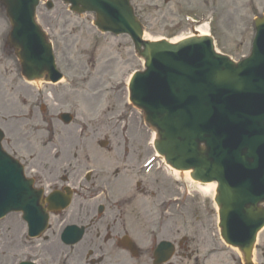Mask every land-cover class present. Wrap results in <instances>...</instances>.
Instances as JSON below:
<instances>
[{"label": "water", "instance_id": "obj_1", "mask_svg": "<svg viewBox=\"0 0 264 264\" xmlns=\"http://www.w3.org/2000/svg\"><path fill=\"white\" fill-rule=\"evenodd\" d=\"M64 1L71 3L72 9L78 12H96V24L101 29L131 35L136 49L146 60L147 66L146 72L140 73L135 80L147 78L152 81L162 74L160 72L164 67L175 68L178 65L179 69L176 73L170 75L173 81L167 80V83H171L170 87L176 89V93L193 98L202 92L204 101L212 95V98H216V103L225 105L221 107L225 115L228 114V110L234 112L237 109L244 110L246 105L251 108L249 105L252 102H260L264 97V40L258 43L255 41L253 56L236 64L215 53L212 39L208 37H191L178 44H170L166 40L145 41L142 24L134 15L129 0ZM0 3L2 8L6 9L12 25L8 44L14 48L20 59L23 74L29 79L59 80L62 75L55 68L51 44L36 22V9L40 0H0ZM51 6L52 3H49V7ZM256 26L264 29V17L257 20ZM203 43L209 50V58L193 59L187 54L183 56L187 58L185 65L177 60L174 62L177 55H183L189 49L193 50ZM51 68L56 73L52 74ZM178 74L181 77L186 75L189 77L183 83L178 81L180 78L174 79ZM233 96L239 100V103L234 108H230L225 103V98ZM207 111L204 123L216 125L214 114H210L209 109ZM200 113V110H194V113L190 112L184 116L196 118ZM163 115L165 116V113ZM253 119L251 124L254 128L247 125L248 131H238L239 135L236 137L242 139L241 143L245 147L229 151L227 155L218 154L224 140L221 138L217 140L211 133H208L209 143L205 137L193 140L198 135L189 134V130L179 133L175 126L166 130L163 123L165 117H159L157 121L159 126L157 148L162 155H166L168 163L177 169L193 168L197 164L198 170L192 172L194 179L208 181L203 178V170L207 168L211 172L210 179L218 178L221 181L216 201L220 207L222 234L226 242L239 247L247 259L252 255L258 230L264 226V207L261 205L264 203V196L258 195L254 185L255 183L264 185V113ZM146 120L151 123L148 117ZM214 140L217 142L214 143ZM227 158L235 159L238 169L229 173L218 171L217 177V172L214 171L216 165L223 163ZM187 159H191L195 164L187 165ZM258 176L261 178L258 179ZM228 228L235 233L240 230L244 237L238 240L229 239Z\"/></svg>", "mask_w": 264, "mask_h": 264}, {"label": "rangeland", "instance_id": "obj_2", "mask_svg": "<svg viewBox=\"0 0 264 264\" xmlns=\"http://www.w3.org/2000/svg\"><path fill=\"white\" fill-rule=\"evenodd\" d=\"M55 7L48 10L44 4L41 5L38 18L40 23L53 39L54 49L59 67L66 74L67 79L78 74L93 73L94 78L104 76L105 72L115 73V78H125L134 69L142 68V62L134 56L133 44L128 36H113L111 34H100L92 24L93 16L86 14L78 17L68 10V7L58 0H53ZM137 14L143 20L147 33L153 38H175L190 35L199 25L198 22L209 18L213 12L214 19H210L209 30L215 38V43L219 51L230 55L233 59L239 60L247 56L251 50V43L254 37V18L264 14V0H132ZM8 27V21L0 10V33ZM14 70V63L5 59L3 67ZM112 65V68H108ZM79 94V93H77ZM106 102L102 101L96 107H81L84 113L85 122L89 125V142L85 145L89 152V166L85 168H101L104 171L119 167L124 171H135L136 167L144 160L147 154L151 153V148L146 142L151 134L147 129L138 128L140 113L133 115V121L129 127L127 136H123V131L118 122H110V113L107 110ZM105 109V112H103ZM105 113V114H104ZM117 125H114L116 124ZM77 127H67L61 129L64 137L72 136V131ZM111 135L113 145L121 154L113 151L108 156L100 152L107 153L96 144L97 139ZM72 141V139H67ZM76 139L74 142L76 143ZM75 143L64 144L66 150L77 151ZM129 149L130 156L124 160L122 149ZM81 150V146L79 148ZM116 152V153H115ZM115 153V154H114ZM70 156V155H67ZM107 157L106 159H104ZM162 166L161 162L157 166ZM100 171V170H98ZM155 178L157 174L155 173ZM161 179L167 176H159ZM189 184V182L186 181ZM157 186L166 187L164 182L156 183ZM163 192V198L174 194L168 184ZM194 197L189 199V206L186 208L188 216V234H197V240L201 253L207 245L213 244L212 232L209 229V219L204 216V204L211 206V198L195 190ZM158 199V198H157ZM215 213V212H214ZM216 214V213H215ZM205 217V220H204ZM259 241L264 247V230L259 236ZM219 248H223L213 263L231 264V250L222 243ZM261 253L259 261L264 263ZM190 264L189 261L185 262Z\"/></svg>", "mask_w": 264, "mask_h": 264}, {"label": "flooded vegetation", "instance_id": "obj_3", "mask_svg": "<svg viewBox=\"0 0 264 264\" xmlns=\"http://www.w3.org/2000/svg\"><path fill=\"white\" fill-rule=\"evenodd\" d=\"M0 95H4L0 99V107L3 105V113L6 115L0 118V126L6 134L14 136L12 140L6 141L5 148L20 158V139L15 136V131L21 122H17L20 119H9L7 116L12 112H19V107L26 106L29 98L30 117L34 119L37 117L42 93L28 92L13 80L4 87V93L0 91ZM41 172L43 177L40 178V183L50 185L56 182V171ZM120 175L121 171L107 173L104 182L99 183L93 191L101 192L102 198L105 197L101 214L98 213L99 203H76L69 215L52 217L49 234L45 237H27L26 223L19 215L1 219L0 264H18L20 261L35 264H155L156 241L171 237L170 220L164 211L157 216L153 209H148L144 201L137 199L138 196H147L149 193L154 196L150 178L145 182H137L136 189H128L127 185L121 183L126 179ZM116 181L118 185L113 187L117 189H112L111 183ZM85 190L90 191L91 188L86 187ZM67 224L84 229L82 239L77 244L66 245L62 242L61 233ZM128 244L133 249L127 248ZM188 249L189 241L180 244L174 264H181L186 256L192 257V254L186 253Z\"/></svg>", "mask_w": 264, "mask_h": 264}, {"label": "bare ground", "instance_id": "obj_4", "mask_svg": "<svg viewBox=\"0 0 264 264\" xmlns=\"http://www.w3.org/2000/svg\"><path fill=\"white\" fill-rule=\"evenodd\" d=\"M194 31H195V33H198L200 35H208L209 34V25L208 24H203V25L199 26L198 28H196ZM146 38L153 39L148 34H146ZM178 40H180V38L172 39L173 42H176ZM152 137H154V134H153ZM151 140H152V138H151ZM174 174L176 176H178L179 173L174 171ZM184 174H185V178L188 181H192V179L189 176L190 172L187 171V172H184ZM215 189H216V184L215 183H209V184H204V185L197 184V190L199 192H201V194H203L206 197L213 196V194L215 192Z\"/></svg>", "mask_w": 264, "mask_h": 264}]
</instances>
